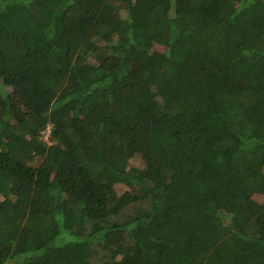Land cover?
I'll return each mask as SVG.
<instances>
[{
	"label": "trees",
	"instance_id": "trees-1",
	"mask_svg": "<svg viewBox=\"0 0 264 264\" xmlns=\"http://www.w3.org/2000/svg\"><path fill=\"white\" fill-rule=\"evenodd\" d=\"M36 1L0 0V264H264V0Z\"/></svg>",
	"mask_w": 264,
	"mask_h": 264
},
{
	"label": "rangeland",
	"instance_id": "rangeland-1",
	"mask_svg": "<svg viewBox=\"0 0 264 264\" xmlns=\"http://www.w3.org/2000/svg\"><path fill=\"white\" fill-rule=\"evenodd\" d=\"M41 2V0H37L36 2L33 3V5H37ZM4 89H6V92H8V95L11 97V99L13 100V102H15L16 104H18L19 106H21V100L20 98L14 93L12 92V89L10 86H4ZM130 164L131 165H135V164H138V165H141L142 164V158L140 155H137L136 157L132 158L131 161H130ZM124 188H126V186L124 184H121L119 185L118 187V191H122ZM253 196L257 197L258 199L262 200L263 199V195L261 193H254ZM127 243H130L131 242V238H127Z\"/></svg>",
	"mask_w": 264,
	"mask_h": 264
}]
</instances>
